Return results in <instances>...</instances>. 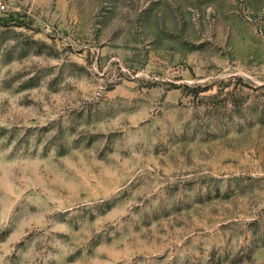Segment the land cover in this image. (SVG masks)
<instances>
[{"label": "rangeland", "instance_id": "374dc122", "mask_svg": "<svg viewBox=\"0 0 264 264\" xmlns=\"http://www.w3.org/2000/svg\"><path fill=\"white\" fill-rule=\"evenodd\" d=\"M0 264H264V0H0Z\"/></svg>", "mask_w": 264, "mask_h": 264}, {"label": "built area", "instance_id": "2783aa9c", "mask_svg": "<svg viewBox=\"0 0 264 264\" xmlns=\"http://www.w3.org/2000/svg\"><path fill=\"white\" fill-rule=\"evenodd\" d=\"M0 7L4 8L5 7V4L4 3H0Z\"/></svg>", "mask_w": 264, "mask_h": 264}]
</instances>
